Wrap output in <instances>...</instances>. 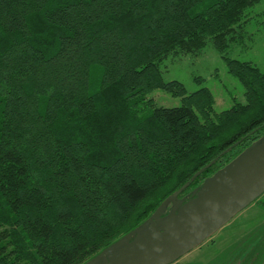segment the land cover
<instances>
[{"label":"trees","instance_id":"trees-1","mask_svg":"<svg viewBox=\"0 0 264 264\" xmlns=\"http://www.w3.org/2000/svg\"><path fill=\"white\" fill-rule=\"evenodd\" d=\"M260 3L0 0V264H84L264 137V71L226 56ZM208 44L242 89L219 112L161 70Z\"/></svg>","mask_w":264,"mask_h":264},{"label":"water","instance_id":"water-1","mask_svg":"<svg viewBox=\"0 0 264 264\" xmlns=\"http://www.w3.org/2000/svg\"><path fill=\"white\" fill-rule=\"evenodd\" d=\"M264 193V137L206 178L188 201L167 197L138 228L84 264H173Z\"/></svg>","mask_w":264,"mask_h":264},{"label":"rangeland","instance_id":"rangeland-1","mask_svg":"<svg viewBox=\"0 0 264 264\" xmlns=\"http://www.w3.org/2000/svg\"><path fill=\"white\" fill-rule=\"evenodd\" d=\"M251 11L256 17L247 28L249 38H245L243 45L232 46L226 56L251 62L264 71V3L255 5ZM259 20L262 23L258 25ZM161 70L166 81H179L188 93L208 88L214 96L217 112L228 109L232 98L239 99L242 94L241 86L228 74L223 59L209 44L196 55L167 59ZM196 77L200 81H196ZM151 98L166 107L180 104L178 98L160 91L153 92ZM173 264H264V193Z\"/></svg>","mask_w":264,"mask_h":264}]
</instances>
